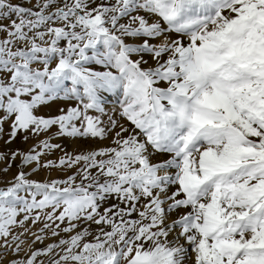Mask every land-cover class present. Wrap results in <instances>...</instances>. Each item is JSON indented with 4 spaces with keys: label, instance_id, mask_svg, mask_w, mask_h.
I'll return each instance as SVG.
<instances>
[{
    "label": "snow or ice",
    "instance_id": "6c2138e0",
    "mask_svg": "<svg viewBox=\"0 0 264 264\" xmlns=\"http://www.w3.org/2000/svg\"><path fill=\"white\" fill-rule=\"evenodd\" d=\"M0 165V264H264V0H0Z\"/></svg>",
    "mask_w": 264,
    "mask_h": 264
},
{
    "label": "rangeland",
    "instance_id": "374dc122",
    "mask_svg": "<svg viewBox=\"0 0 264 264\" xmlns=\"http://www.w3.org/2000/svg\"><path fill=\"white\" fill-rule=\"evenodd\" d=\"M106 104H107V107L109 109H116L117 110V114H118L119 104H118V101H117L116 97L113 96V97L109 98L106 101ZM64 143L67 145L69 151H73L74 149L86 148V147L103 146L102 144H100V142H95V141H90V142H87V143H84V142L64 141ZM104 143H107V142H104ZM12 147H22V148H26L27 145H23V144H19L18 143V144L12 145ZM56 155H59V153H57ZM0 167H3V165H0ZM15 172H16V169L13 168L7 175L0 174V181L11 179L12 176L15 174ZM50 175L52 177H57V176L63 177L64 176V173L52 172V173H50ZM43 176H44V174H41V177H39V178H43ZM41 226H42L41 224H37L36 226H32V225L29 224V227H32V230L33 231H38V229ZM50 242H52V241L51 240L45 241V243H50ZM36 247H43V245L37 244ZM21 255H23V254H21ZM11 258H13L12 255H11V253L6 254L5 255V264H7V260H9Z\"/></svg>",
    "mask_w": 264,
    "mask_h": 264
}]
</instances>
